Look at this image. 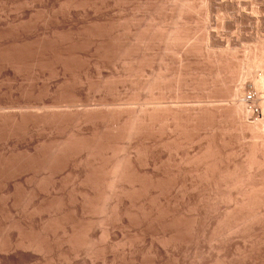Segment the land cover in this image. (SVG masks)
I'll list each match as a JSON object with an SVG mask.
<instances>
[{
    "label": "bare ground",
    "instance_id": "obj_1",
    "mask_svg": "<svg viewBox=\"0 0 264 264\" xmlns=\"http://www.w3.org/2000/svg\"><path fill=\"white\" fill-rule=\"evenodd\" d=\"M86 2L0 0V264H264V39L237 61L197 38L240 77L207 95L224 106L161 71L201 56L194 12L241 19L240 0ZM89 52L121 72L88 83Z\"/></svg>",
    "mask_w": 264,
    "mask_h": 264
},
{
    "label": "rangeland",
    "instance_id": "obj_2",
    "mask_svg": "<svg viewBox=\"0 0 264 264\" xmlns=\"http://www.w3.org/2000/svg\"><path fill=\"white\" fill-rule=\"evenodd\" d=\"M66 1V3H71V4H73V8H75V9H80L79 7H77L78 5H75L73 2H75V0H65ZM90 1H92V2H90ZM87 0V2H86V7L87 8H89V9H91V8H93V7H97V2H98V0ZM254 1L255 0H253L252 2L254 3ZM88 2H89V4H88ZM240 2H241V4H240V11H241V13H240V15H241V19H238V17L236 16V12L234 13V11L232 12V10H229L228 12H226L227 13V15H226V13L225 14H222V15H224L223 17H221V18H212V17H209L208 18V16H206V14H203V12H204V10H202V6L200 7L199 5L200 4H198V6L197 7H200L199 9L197 8V11H199L200 9L202 10H200L201 11V14H200V12H199V14H198V12L197 13H195L194 12V25H201V22L203 23L201 26H199L198 25V27H195L194 25V29L196 28V30H194L195 32L194 33H196V34H194L193 35V38H195V40H197V38H201V39H199L200 41H202V39H203V43L202 44H204V47H208V48H210V45H208V44H210V43H208V42H210V41H206L207 40V38H203V31H204V29H205V31H204V35H206V37H207V34H208V36H211L212 37V33H213V38H221V40H220V38H219V40H217V41H222V44L224 45L223 47H229L231 50H234L235 52H236V54H234L235 55V57L236 56H238L239 58H237V61H240V59H242L243 57H244V54H246V47L249 45H251L252 44V42L255 40V39H257V37H258V39L260 38V39H264V17H263V12H261L260 10H257V8L255 9L254 7L257 5H255V4H252V2H251V0H240ZM255 3H256V1H255ZM93 4V5H92ZM88 5V6H87ZM253 5H255V6H253ZM258 7V6H257ZM108 10H111V12H112V14L113 15H117L118 13L117 12H113L112 11V7H108ZM259 12V14L258 13H256V12ZM115 13V14H114ZM230 13V14H229ZM256 13V14H255ZM199 16H198V15ZM226 15V16H225ZM205 16V17H204ZM229 18H228V17ZM262 16V17H261ZM197 17H198V20H197ZM200 17V18H199ZM203 19H202V18ZM258 17H260V19L258 18ZM202 21H201V20ZM212 19L214 20H216V23H215V21H212ZM224 19V20H223ZM246 19V20H245ZM261 19H262V21H261ZM204 20V21H203ZM218 20V21H217ZM220 20V21H219ZM260 20V21H259ZM197 21H199L198 22V24H197ZM258 21H259V23H258ZM210 22V23H209ZM225 22V23H224ZM218 23V24H217ZM223 23V24H222ZM209 24V25H208ZM200 29V30H199ZM198 30H199V32H198ZM208 30H209V32H208ZM202 31V32H201ZM212 32V33H211ZM258 32H259V34H261V35H263V37L261 36V35H259L258 34ZM214 33H216V34H214ZM209 34H211V35H209ZM220 34V35H219ZM199 35V37H197ZM201 35V36H200ZM218 37H217V36ZM257 36V37H256ZM215 38V39H216ZM195 40H191V42L192 43H194V41ZM190 42V43H191ZM195 42H197V43H199V41L197 40V41H195ZM221 43V42H220ZM187 44H189V43H187ZM187 44H185V46L183 45L182 47H181V52H177L175 55H174V57H172V60L174 59L175 60V62H174V60L173 61H170L169 59H166L165 61H164V68L161 70L162 71V74L164 75V77H165V79H170L171 77H172V79H176L177 80V78H179L178 76H180L182 79L184 78V79H187L188 81H189V84L192 86V88L190 87V89H189V95H190V98L189 99H191L192 100V98H193V100H201V101H204L203 103H201L202 105H204V104H207L208 103V105H210V103H212L211 105H214L215 106V104H216V106H224V105H227V103L230 101L229 99V101H227L226 102V104L224 103H222V104H219V103H216V102H207V101H209V100H207L206 98H207V95H209L212 91H216V90H218V89H220L219 88V80L220 79H222V78H228V79H230V82L232 81V84L233 85H235V86H233L231 83H229V80H227L228 81V83L230 84V86L232 85V87L230 88V86H228L229 88H230V90L228 89V91H232V89H233V91L238 87V84L240 83V77H238V75H237V71L235 72V70L233 71V72H235V73H231L230 71H229V73L228 72H222V74L221 73H219V79L218 78H216L215 79V76H214V73H213V69L210 67L211 66V64H210V62L206 59V57L204 56V55H207V52L205 53V48H203V50L200 48V45H201V47H203V45L202 44H200L199 43V51H200V49H201V51H202V53H204V54H202L201 52H200V54L199 55H201V56H193V57H191L190 59H189V61L187 62L188 64H189V68H187V70H185L184 71V73L182 74H180L179 75V68H180V66L181 65H183L184 63V56L181 54L183 51H185L187 48H189L188 46L189 45H191V44H189V45H187ZM194 44H196V43H194ZM226 44V45H225ZM198 45V44H197ZM205 45H208V46H205ZM186 47V48H185ZM206 49L207 51L208 50H210V49ZM228 48V49H229ZM230 51V50H229ZM233 51V52H234ZM209 52L210 51H208V54H209ZM88 54V55H87ZM203 55V56H202ZM243 56V57H242ZM93 57V58H92ZM87 58V59H86ZM204 58V59H203ZM199 59V60H198ZM81 60L82 61H84V62H87V64L89 65V67L90 68H100V67H98V65H96V57H94V53L93 52H89V53H86L85 55H82L81 56ZM236 60V59H235ZM181 61V62H180ZM237 61H235V62H237ZM208 62V63H207ZM234 62V63H235ZM238 63V62H237ZM237 63L235 64V67H237ZM197 64V65H196ZM95 65L97 66V67H95ZM231 65H233V63L231 64ZM234 67V65L231 67V68H235ZM104 68H105V71H104ZM112 68V69H111ZM113 68H115V70L113 69ZM165 69V70H164ZM184 69V68H183ZM232 69V70H233ZM100 70V72H98V74H95V73H92V72H85V73H87L86 75H87V80L89 81L88 83H95V82H103L104 83V81H106V78H105V74H107L106 72H109V74H110V72L112 73L113 71H117V73H120L121 72V69H120V67L119 66H117V64L116 63H113V64H111L110 66H104V67H102V68H100L99 69ZM108 70V71H107ZM237 70V69H236ZM260 72V70H261V72H262V70H263V68L261 69H256V73H258V71ZM104 73H103V72ZM155 72V71H154ZM166 72V73H165ZM210 73V74H209ZM256 73H254L253 72V74H255L256 75ZM89 74V75H88ZM94 74V75H93ZM102 74V75H101ZM178 74V75H177ZM194 74V75H193ZM260 74V73H259ZM258 74V75H259ZM203 75V76H202ZM236 75V76H235ZM257 75V76H258ZM121 76V75H120ZM145 76H146V78L147 77H150L151 75H149V73H145ZM88 77H89V79H88ZM97 77V78H96ZM101 79H100V78ZM168 77V78H167ZM222 77V78H221ZM121 79H124V80H126V79H128V80H132V81H135V79H136V76H134V75H130V76H127V78H126V76H123V77H120ZM208 78V79H207ZM91 79V80H90ZM198 79V80H197ZM100 80V81H99ZM192 80V81H191ZM211 80H213V81H211ZM194 81V82H193ZM217 81V82H216ZM226 81V82H227ZM244 81V80H243ZM251 81V80H250ZM250 81H249V79H246L244 82H242V83H245V85H246V83H247V85H246V88L247 89H252L253 88V85H252V83L250 84ZM212 82V83H211ZM236 82V83H235ZM215 83V84H214ZM228 83L226 84V85H228ZM200 85H201V87H200ZM195 86V87H194ZM216 87H218V88H216ZM226 87V86H225ZM236 87V88H235ZM204 88V89H203ZM121 89V90H120ZM210 89V90H209ZM124 90H126V88H122V87H118V86H115V88H114V93L116 94V95H113L115 98H119V97H122L123 96V91ZM193 92V93H192ZM197 92V93H196ZM205 94V95H204ZM248 94V95H247ZM247 99H249L250 98V96H249V93L247 92ZM118 95V96H117ZM168 95V93L166 94V96ZM199 95V96H198ZM196 98V99H195ZM198 98V99H197ZM206 101V102H205ZM215 103V104H214ZM201 104H199L198 105V103H196V105H198V106H200ZM218 104V105H217ZM229 105V104H228ZM196 107V106H195ZM209 108V107H208ZM237 133V132H236ZM244 135H242L241 137V140L242 141H240V142H244L243 144H247V143H251L252 141H253V139L251 140V139H248L249 137H246V136H244ZM248 136V135H247ZM245 137H246V139H245ZM202 138V136H200V135H197L196 137H195V143H201L203 140V138ZM243 138H244V141H243ZM198 139V140H197ZM251 142H250V141ZM255 140V139H254ZM249 141V142H248ZM195 143H193V146L194 145H196ZM199 143L196 145V146H194V147H197L198 145H199ZM240 144H242V143H240ZM233 146H235V145H233ZM242 146V145H241ZM244 146V145H243ZM181 157V156H180ZM178 158H179V155H178ZM179 159H181V158H179ZM257 180H259V179H257ZM259 181H261V180H259ZM123 252H126V251H123ZM110 253V251H108V253L107 254H109ZM114 253V252H113ZM117 253H120V251H118ZM117 255V254H116ZM79 258H82V256H80ZM109 261V260H108ZM56 263L55 264H63L62 262H57V261H55ZM105 262H107V261H105ZM97 263H100V264H103L104 262H101V259H99L98 260V262ZM96 263V264H97ZM53 264H54V262H53ZM64 264H66V263H64ZM70 264V263H69ZM105 264V263H104ZM108 264H110L109 262H108Z\"/></svg>",
    "mask_w": 264,
    "mask_h": 264
}]
</instances>
